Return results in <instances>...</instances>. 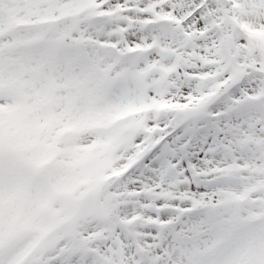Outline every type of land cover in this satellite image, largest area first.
<instances>
[{"label": "snow or ice", "instance_id": "snow-or-ice-1", "mask_svg": "<svg viewBox=\"0 0 264 264\" xmlns=\"http://www.w3.org/2000/svg\"><path fill=\"white\" fill-rule=\"evenodd\" d=\"M0 264H264V0H0Z\"/></svg>", "mask_w": 264, "mask_h": 264}]
</instances>
